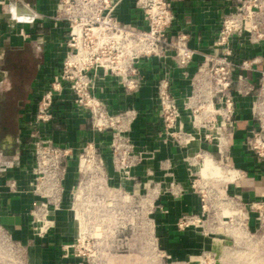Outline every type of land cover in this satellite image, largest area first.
<instances>
[{
    "label": "crops",
    "instance_id": "obj_1",
    "mask_svg": "<svg viewBox=\"0 0 264 264\" xmlns=\"http://www.w3.org/2000/svg\"><path fill=\"white\" fill-rule=\"evenodd\" d=\"M59 1L3 0L0 3V91L19 88L16 83L23 80L18 78L19 74L25 75L26 69L30 75L24 86L29 90L26 95L29 103L27 101L23 106L25 109L18 111L19 119L24 123L20 139L33 132L56 146L71 150V156L63 164L66 175L62 182L61 210L55 218L49 217L52 225H59V230H48L43 236L34 230L30 215L37 199L30 187L33 164L25 147H21L19 135L17 150L4 159L5 178L0 179L3 186L0 188L1 223L17 243L26 247L30 264H81L75 239L70 236L74 230L78 231L70 199L78 181V153L85 145L92 144L102 159L107 176L97 180L107 183L109 189L121 188L131 194H143L152 186L157 188V204L161 206L153 217L156 231L162 248L175 262L197 264L204 252H218L217 243L205 232L189 227L180 230L177 222L186 215L201 212V199L193 180L195 173H191L197 170L194 164L191 165L197 155L218 157L215 162H225L238 172L237 178L228 185L233 195L254 202L264 200V161L255 155L248 141L251 132L264 121L262 106L255 102L264 72V39L254 41L247 33L230 39L234 61L247 60L251 67L233 74L230 90L235 100V112L232 123L225 129L223 155L213 144L198 136L197 148L190 149L188 144H178L166 134L160 115L158 86L164 79L168 81V91L176 100L180 123L184 131L193 133L188 108L195 103L194 96L208 88L206 57L213 53L212 44L222 19L232 13L241 0H167L173 20L166 36L173 41L177 35L187 34L189 48L194 51L193 59L186 67H178L171 57L141 58L136 63L141 84L133 91L123 88L118 78L98 72L93 94L112 113H123L120 133L128 137L132 145L131 176L124 180L116 175L113 134L108 131L95 133L88 113L73 104L66 90L60 96L56 119L34 129L28 125L34 119L35 102L41 90L49 87L59 73L66 51L68 25L58 14ZM112 1L116 3L114 16L121 27L146 29L140 0ZM262 2L259 30L264 32V0ZM29 49L39 53L33 62ZM27 57L31 59L30 63L26 62ZM21 151L22 155H19ZM11 160H18V166L14 168L16 176L10 179L16 183L15 193L5 183L7 162Z\"/></svg>",
    "mask_w": 264,
    "mask_h": 264
},
{
    "label": "built area",
    "instance_id": "obj_2",
    "mask_svg": "<svg viewBox=\"0 0 264 264\" xmlns=\"http://www.w3.org/2000/svg\"><path fill=\"white\" fill-rule=\"evenodd\" d=\"M140 1L147 24L143 30L121 27L114 16L116 3L112 0L59 1L58 14L68 25L66 51L59 73L49 87L41 90L35 102L34 119L28 122L34 129L41 123L56 119L60 96L66 90L73 104L88 113L95 133L108 131L113 134L116 143L112 148L116 152L117 169L124 178L131 176L134 155L130 140L120 133L123 113H112L107 105L93 94L95 77L102 71L118 78L126 90L133 91L141 84L136 68L139 59L171 57L178 67L183 68L194 56V51L189 48L187 34L181 33L173 41L166 36V30L173 20L167 0ZM262 6V0H241L235 10L222 19L212 44L213 53L206 57L209 63L205 72L208 88L194 96L196 100L193 105L189 103L193 133L184 131L180 123V113L176 100L168 91V81L164 79L159 84L158 102L162 123L166 134L176 143L186 145L193 136H198L204 142L213 144L217 152L223 155L226 146L225 129L232 123L235 112V100L230 90L234 81L233 74L236 70L244 71L251 67L247 60L239 63L234 61L230 39L245 33L254 41L264 39V32L259 30ZM259 90L264 96V72L261 74ZM255 102L264 109V102H259L258 95ZM262 114L264 115V110ZM262 132L261 126L252 131L250 137L253 139L251 150L259 156L261 153L258 150L264 148ZM25 138L30 141L25 149L33 164L31 192L37 198L32 204L30 215L34 230L43 236L52 226V220L48 217L49 208L56 205L62 192V182L66 175L63 164L71 156V150L56 146L37 133L30 132ZM197 157L200 156L195 158ZM78 162V172L84 176L78 181H98L103 164L94 145L87 144L80 150ZM82 162L89 165L88 170H82ZM86 175L92 176L85 178ZM1 187L3 186L0 185ZM8 188L13 193L17 192L15 181H12ZM199 195L200 214L182 217L177 222L178 229L201 224L202 217L207 216L203 189H200ZM76 198L82 199V191ZM74 216L76 217V212ZM6 233L0 220V264H7L9 258L5 249L7 245L8 249L12 247V243H7Z\"/></svg>",
    "mask_w": 264,
    "mask_h": 264
},
{
    "label": "rangeland",
    "instance_id": "obj_3",
    "mask_svg": "<svg viewBox=\"0 0 264 264\" xmlns=\"http://www.w3.org/2000/svg\"><path fill=\"white\" fill-rule=\"evenodd\" d=\"M1 1L3 0H0V3ZM29 51H31L33 62L35 61L34 56L39 53L36 49H29ZM30 61L31 59L27 57L26 62L30 63ZM28 71L29 69H26L25 75L19 74L18 78L23 79L22 82L16 83L19 88L7 92L2 91L3 94H9V97L5 99L9 106L5 109L9 110L16 120L7 123V126L12 125L15 128L22 148L30 142L24 137L20 139L23 129L21 125L24 123L19 119L21 114H18V111L25 109L24 104L27 101L29 103L26 99L29 90L24 88L28 84L26 80L30 78ZM257 95L259 102H264L263 92L259 90ZM261 126L263 130L261 137L264 141V121ZM248 141L251 147L253 139L249 138ZM18 146L16 144L15 151ZM260 149L258 151L261 156L255 155L264 161V148ZM19 155H22V151ZM213 160L217 161L218 157H214ZM17 161L7 162L5 181L7 188L12 182L11 177L16 176L14 168L18 166ZM78 163L77 161L78 180H82L84 176L78 172ZM193 163L198 169L202 163V156L197 157ZM218 164L224 170H233L225 162ZM102 172L98 177L106 179L104 168ZM116 172V175L124 180L118 169ZM90 176L92 175H86L85 178ZM193 180L199 191L203 189L207 209L205 215L207 216L202 217L201 224L190 225L189 228L205 232L210 239L215 240L220 248L218 252H204L197 264H264V200L254 202L241 199L228 190L229 182L222 183L212 179L202 181L197 172ZM78 183H80L79 186ZM107 185L104 181H77L72 189L70 207L73 217L77 210L84 211L89 221L86 230L93 231L100 228V235L96 237L88 236L87 231L85 235H81L79 234V222L74 220L75 229L78 231L74 230L70 236H72L71 239H75L76 254L82 260L81 264H179L162 248L156 231L153 217L161 206L157 204V188L152 186L150 191L143 194H131L121 188L109 189ZM80 191H82L81 200L76 198ZM62 202L63 188L56 205L49 208L50 216L48 217L55 218L58 212L60 213ZM238 208L241 212L239 217H227L226 219L223 217L224 211H234ZM208 226H214V230L210 231ZM58 227L59 225L57 227L52 225L49 230L58 231ZM5 229L7 243H12L10 249L8 245L5 249V254L9 258L7 264H30L26 247L17 243L8 229L6 227ZM82 237L84 238L83 243Z\"/></svg>",
    "mask_w": 264,
    "mask_h": 264
},
{
    "label": "bare ground",
    "instance_id": "obj_4",
    "mask_svg": "<svg viewBox=\"0 0 264 264\" xmlns=\"http://www.w3.org/2000/svg\"><path fill=\"white\" fill-rule=\"evenodd\" d=\"M264 107V105H263ZM264 110V109H263ZM198 145V137L193 136L188 141V146L190 149H196ZM194 163L192 162L191 165ZM81 168L83 171L89 169V165L85 164L84 162L81 163ZM91 168V167H90ZM198 173L200 179L202 181H208L210 179L214 181H221L222 183H228L235 180L238 176V172L235 170H224L223 167L215 162L210 156L204 155L202 159V165L196 170L191 171V173ZM241 214L240 209H236L234 211H224L223 217L226 219L227 217H239ZM76 220L79 222V234L85 235L86 229L88 228V217L85 213L80 212L77 210L76 212ZM210 231L214 230V226H208ZM100 232V228H96L93 231H87L88 236H98Z\"/></svg>",
    "mask_w": 264,
    "mask_h": 264
},
{
    "label": "flooded vegetation",
    "instance_id": "obj_5",
    "mask_svg": "<svg viewBox=\"0 0 264 264\" xmlns=\"http://www.w3.org/2000/svg\"><path fill=\"white\" fill-rule=\"evenodd\" d=\"M6 94H3L0 91V179L4 180L5 178V162L4 159L6 156H11V154L15 151V147L17 144V135L15 132V128L12 125H8L7 123L16 121L13 118V114L6 110L5 108L9 106L5 99L8 98ZM14 119V120H13Z\"/></svg>",
    "mask_w": 264,
    "mask_h": 264
}]
</instances>
